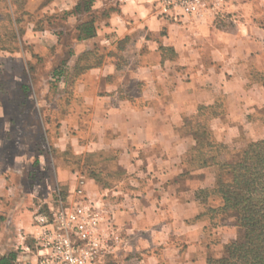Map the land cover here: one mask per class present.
Listing matches in <instances>:
<instances>
[{"label":"crops","instance_id":"0c3cea01","mask_svg":"<svg viewBox=\"0 0 264 264\" xmlns=\"http://www.w3.org/2000/svg\"><path fill=\"white\" fill-rule=\"evenodd\" d=\"M81 1L68 0V11ZM93 4L73 17L74 25L92 21V37L79 40L74 25L65 39L53 35L61 48L73 39L70 53H55L40 73L64 71L50 99L49 88L32 89L35 106L51 113L53 136H38L46 143L28 168L0 167V259H34L36 201L24 184L39 168L48 176L41 186L68 187L69 201L112 204L103 224L114 227L116 247L97 263L206 264L198 192L211 199L217 167L191 166V125H205L228 151L264 139V0H227L224 16L180 20L161 18L148 0Z\"/></svg>","mask_w":264,"mask_h":264},{"label":"rangeland","instance_id":"374dc122","mask_svg":"<svg viewBox=\"0 0 264 264\" xmlns=\"http://www.w3.org/2000/svg\"><path fill=\"white\" fill-rule=\"evenodd\" d=\"M51 1L0 0V167L28 168L38 158V146L43 147L42 145L46 143L38 136H53L51 113L35 106L32 89L34 86V89L41 95L49 88L46 96L50 99L55 82H53L51 73L47 75H40V73L47 70L55 53L62 54V56L67 54L73 37L68 40L69 45L64 42L61 48L59 44V46H54L53 35H60L59 40L62 37L65 39L64 33L70 30L68 27L74 25L75 15H71L74 7L69 11L67 9L70 7L68 0H59L56 6H51ZM226 2L227 0L216 16L225 15L223 9ZM75 21L78 22V20ZM80 24L74 25L75 35L78 34L76 28ZM42 29H48L49 32L41 34ZM70 51L71 49L69 53ZM33 73L35 76L30 75ZM23 87L26 88L25 92ZM41 120L46 122L44 124L46 135L39 123ZM200 126L198 124L191 125L195 129H200ZM29 145L31 147L28 148ZM32 145L35 147L33 148L36 151L35 155L32 153ZM246 147L247 145L238 151H230L225 156L226 160L228 162L237 161L239 153ZM64 160L71 166L82 164L81 158L64 157ZM195 160L197 161V158ZM196 161L191 162V166H196ZM34 177L35 179L31 184L26 182L24 185H28V188L31 187L29 189L33 193L34 201H36V211L53 214L61 207L68 209L74 203L81 201V199L67 200L70 193L68 187L63 186L58 190L42 187L41 181H46L48 176L46 173L40 172L39 168ZM122 177L120 172L113 175L115 179ZM85 199L89 200L88 197ZM94 204L98 207L101 206L103 212L112 206L111 203L100 205L96 202ZM218 204V199H214L210 206L217 207ZM203 209V213L196 217L195 221H200L198 223L206 222L207 224V226L204 225L201 231L202 237H200L201 244L205 248L204 254L206 259H218L223 256L227 245L243 239V233L236 218L230 213L205 211V206ZM0 219L2 220V217ZM102 229L109 245L106 252H109L116 247L112 244L117 240L112 233L114 227H104L103 224ZM167 243L180 244L181 241L171 238V240H167ZM33 254H35L34 251ZM33 254L27 253V256L32 258ZM28 261L31 259L26 258L20 263ZM96 264H113V262L97 263L96 260Z\"/></svg>","mask_w":264,"mask_h":264},{"label":"trees","instance_id":"16d2710c","mask_svg":"<svg viewBox=\"0 0 264 264\" xmlns=\"http://www.w3.org/2000/svg\"><path fill=\"white\" fill-rule=\"evenodd\" d=\"M94 0H84L76 4L71 15L90 11ZM78 39H86L94 34L92 21L81 23L76 28ZM64 71L52 75L56 83ZM192 129H195L192 127ZM194 131L196 147L187 154L188 161L197 158V167L213 165L217 167L216 185L211 191H200L205 211L230 213L243 233L241 241L227 245L224 254L218 259H206V264H264V140L252 141L239 153L235 162L225 158L230 151L212 141L205 125ZM199 157V158H198ZM218 199V206L210 204ZM14 253L0 259V264H12Z\"/></svg>","mask_w":264,"mask_h":264},{"label":"built area","instance_id":"2783aa9c","mask_svg":"<svg viewBox=\"0 0 264 264\" xmlns=\"http://www.w3.org/2000/svg\"><path fill=\"white\" fill-rule=\"evenodd\" d=\"M161 18L180 20L218 15L225 0H148ZM62 204V203H60ZM103 209L88 199L55 213L36 211L34 259L20 264H96L109 248L103 232Z\"/></svg>","mask_w":264,"mask_h":264}]
</instances>
